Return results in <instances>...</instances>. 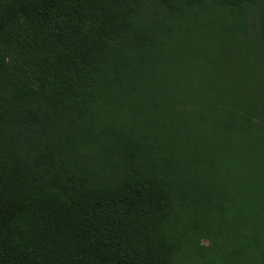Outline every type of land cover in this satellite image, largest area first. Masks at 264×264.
Segmentation results:
<instances>
[{
  "label": "trees",
  "instance_id": "trees-1",
  "mask_svg": "<svg viewBox=\"0 0 264 264\" xmlns=\"http://www.w3.org/2000/svg\"><path fill=\"white\" fill-rule=\"evenodd\" d=\"M0 264H264V0H0Z\"/></svg>",
  "mask_w": 264,
  "mask_h": 264
},
{
  "label": "rangeland",
  "instance_id": "rangeland-1",
  "mask_svg": "<svg viewBox=\"0 0 264 264\" xmlns=\"http://www.w3.org/2000/svg\"><path fill=\"white\" fill-rule=\"evenodd\" d=\"M212 37L218 38L220 46L217 49H213V47L211 48V46H213L211 44V41L213 40L204 43L203 45H201V48L199 47V49L203 51L197 54V61L199 62V64L206 62L212 64L214 69L216 70L217 76L219 77V79L217 80L219 83L227 82L229 79L236 78V76L241 73V68L244 67L248 61H251L250 57L254 59L257 57L256 52H252V54H245L243 50L237 47V42L233 35H225L222 37L220 35L217 36L216 33L212 35ZM189 54L190 51L188 50L184 53L178 52V54L174 56L175 64L171 65L170 71H162V75L168 77V84H181L182 86H184L190 83V80L187 79V76L190 74L188 64L192 62V58L187 63H183V60L186 59ZM241 58L243 61L245 60V63L242 65ZM247 58H249V60ZM192 77L193 74L191 75V84H197L201 82L198 79L192 80ZM209 243L210 242L207 239H202L201 241V244L204 246H208Z\"/></svg>",
  "mask_w": 264,
  "mask_h": 264
}]
</instances>
